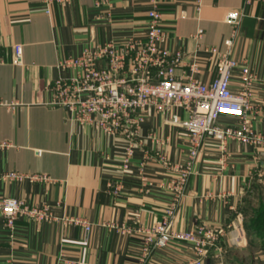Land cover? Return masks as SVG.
<instances>
[{"label": "crops", "instance_id": "obj_1", "mask_svg": "<svg viewBox=\"0 0 264 264\" xmlns=\"http://www.w3.org/2000/svg\"><path fill=\"white\" fill-rule=\"evenodd\" d=\"M96 1L0 0V101L15 105L9 109L0 105V143H5L0 146V173L45 174L52 180L0 181V197L35 206L47 203L51 213L45 221L19 216L12 236L4 230L0 214V264H138L142 257L143 264H188L194 259L192 241L173 240L144 255L139 236L110 227H144L160 221L171 203L168 186L177 177L174 166L184 164L191 147L184 130L148 110L124 171L121 135L78 125L63 107L51 104L54 80L74 75V70L59 67V61L106 40L121 45L130 34L144 29L147 0H108V7H96ZM158 3L167 37L164 47L169 53L182 52L175 75L183 76L197 55L198 76L205 84L216 73V60L205 58V48L223 50V40L234 30L225 16L242 14L232 55L254 77L247 115L252 131L264 134V0ZM198 29L199 38L194 36ZM15 45L22 49L20 64L13 61ZM240 86V72L233 70L230 89L236 93ZM177 112L180 119L188 117L185 110ZM217 123L238 126L237 119L228 115ZM201 142L185 193L175 207L173 231L222 228L220 242L204 248L209 261L229 264L228 253L241 246L237 237L248 188L259 186L264 194V145L228 139L222 153L211 138ZM67 219H78L90 229L86 232L80 223Z\"/></svg>", "mask_w": 264, "mask_h": 264}, {"label": "built area", "instance_id": "obj_2", "mask_svg": "<svg viewBox=\"0 0 264 264\" xmlns=\"http://www.w3.org/2000/svg\"><path fill=\"white\" fill-rule=\"evenodd\" d=\"M147 1V21L138 35L130 34L121 45L106 40L93 50L85 49L77 57L59 61V67L74 70V75L54 80L51 104L63 107L69 119L78 125L89 126L105 134L121 135L125 141L121 156L124 171L131 163L133 142L148 110L161 113L167 123L180 126L191 147L184 164L174 166L177 177L168 186L172 193L171 203L160 221L144 227L137 224L134 228L124 224H111L110 227L120 234L134 233L139 236L144 243V255L151 250L167 247L173 240L181 239L195 243L194 259L188 264H220L207 259L204 247L216 246L220 242L224 234L222 228L201 227L194 232L175 233L172 223L175 207L185 193L192 164L203 139L208 137L217 142L222 153L228 139L264 145V134L252 131L247 115L251 109L249 87L254 77L247 66L232 55L233 37L242 14L229 13L225 16V22L233 26L234 30L231 37L223 40V50L205 48V58L216 60L215 77L205 84L198 76L201 69L197 55L192 56L183 76L175 75V69L182 61V52L175 50L169 53L164 47L167 37L161 23L162 11L158 0ZM245 3L248 4L249 0H245ZM108 5V0L95 2L96 7ZM45 13H48V8H45ZM105 15L107 20H111L109 9L105 10ZM201 34L202 30L198 29L194 36L199 38ZM12 49L14 63L20 64L21 46L15 45ZM98 61L105 63V66L98 67ZM233 70H239L241 75V86L236 93L230 89ZM0 105L7 109L15 106L4 101H0ZM179 109L188 113L186 119H180L177 112ZM223 115L236 118L238 126L218 124V118ZM0 146L4 147L5 143H0ZM142 166L143 162L139 164L140 171ZM27 179L43 183L52 181L45 174L26 175L12 170L0 173V181ZM0 214L4 218V230L10 236L15 232V220L19 216L34 221L51 218L47 203L35 206L14 197H0ZM67 220L77 225L80 223L86 232L90 229L88 224L78 219ZM144 260L142 257L138 264H143Z\"/></svg>", "mask_w": 264, "mask_h": 264}, {"label": "rangeland", "instance_id": "obj_3", "mask_svg": "<svg viewBox=\"0 0 264 264\" xmlns=\"http://www.w3.org/2000/svg\"><path fill=\"white\" fill-rule=\"evenodd\" d=\"M260 204L264 206V194L259 186L249 187L241 204L243 224L238 234L241 246L228 253L229 264H264V209L261 210ZM259 223L263 225L260 232Z\"/></svg>", "mask_w": 264, "mask_h": 264}, {"label": "trees", "instance_id": "obj_4", "mask_svg": "<svg viewBox=\"0 0 264 264\" xmlns=\"http://www.w3.org/2000/svg\"><path fill=\"white\" fill-rule=\"evenodd\" d=\"M260 206H261V210L264 209V206H262V204H260ZM262 227H263L262 223H259V228H258L259 232H260V229H262ZM256 231H258L257 228H256Z\"/></svg>", "mask_w": 264, "mask_h": 264}]
</instances>
